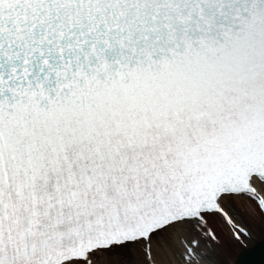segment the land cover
I'll list each match as a JSON object with an SVG mask.
<instances>
[{
	"label": "snow or ice",
	"instance_id": "1",
	"mask_svg": "<svg viewBox=\"0 0 264 264\" xmlns=\"http://www.w3.org/2000/svg\"><path fill=\"white\" fill-rule=\"evenodd\" d=\"M253 221L264 0H0V264H201Z\"/></svg>",
	"mask_w": 264,
	"mask_h": 264
},
{
	"label": "bare ground",
	"instance_id": "2",
	"mask_svg": "<svg viewBox=\"0 0 264 264\" xmlns=\"http://www.w3.org/2000/svg\"><path fill=\"white\" fill-rule=\"evenodd\" d=\"M253 224L256 226V236L253 240L248 241L244 244L243 247H234L229 248L228 242L232 239L231 235L227 233L228 227L223 225V234H224V243L221 247L217 249L219 256H212L210 259L202 261L201 264H229L231 261L235 260L238 252L243 250L244 247H247L249 244H257L259 241L264 239V233L260 232L259 221H253ZM219 243V241L217 242ZM255 244V245H256Z\"/></svg>",
	"mask_w": 264,
	"mask_h": 264
},
{
	"label": "water",
	"instance_id": "3",
	"mask_svg": "<svg viewBox=\"0 0 264 264\" xmlns=\"http://www.w3.org/2000/svg\"><path fill=\"white\" fill-rule=\"evenodd\" d=\"M257 244L256 248L242 254L238 264H264V239Z\"/></svg>",
	"mask_w": 264,
	"mask_h": 264
}]
</instances>
